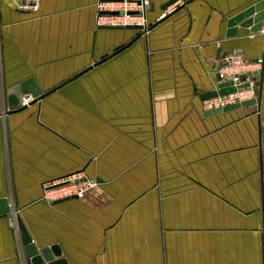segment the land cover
Returning a JSON list of instances; mask_svg holds the SVG:
<instances>
[{
    "label": "crops",
    "instance_id": "crops-1",
    "mask_svg": "<svg viewBox=\"0 0 264 264\" xmlns=\"http://www.w3.org/2000/svg\"><path fill=\"white\" fill-rule=\"evenodd\" d=\"M97 1L0 0V199L67 264H264V61L256 105L207 115L201 98L220 55H262L258 32L226 36L259 0H152V28L115 54L138 31L97 27ZM28 77L48 92L5 113ZM73 173L98 189L42 202L44 182ZM21 248L0 215V264Z\"/></svg>",
    "mask_w": 264,
    "mask_h": 264
},
{
    "label": "built area",
    "instance_id": "built-area-1",
    "mask_svg": "<svg viewBox=\"0 0 264 264\" xmlns=\"http://www.w3.org/2000/svg\"><path fill=\"white\" fill-rule=\"evenodd\" d=\"M13 1L18 11L35 13L39 10L40 0ZM151 3L152 0H99L95 3V25L97 27L140 26V31H143L150 25L147 12ZM169 12H163L159 18ZM146 33L147 31L144 34ZM258 33L264 36V28L261 27ZM263 59L264 47L262 56L256 59L247 58L239 49L229 50L219 56L215 61L217 83L229 81L234 90L205 100L206 110L255 98ZM98 186L99 182L96 179L88 178L81 173H73L44 182L41 200L52 204L68 198L82 199L98 189Z\"/></svg>",
    "mask_w": 264,
    "mask_h": 264
},
{
    "label": "water",
    "instance_id": "water-1",
    "mask_svg": "<svg viewBox=\"0 0 264 264\" xmlns=\"http://www.w3.org/2000/svg\"><path fill=\"white\" fill-rule=\"evenodd\" d=\"M101 1H112V0H101ZM176 1L178 0H169L165 3L163 7L164 8L169 7L173 5ZM20 12H23V11H20ZM169 13L165 14L163 17H166V15H168ZM263 20H264V0H259L256 3L246 7L245 9L239 11L238 13H236L235 15L227 19L226 36H235L237 34L238 27L248 28L250 32L256 33L261 29L262 25H264ZM152 26L153 25L150 24L147 27V29L143 31H140L141 29L140 26L100 27V28H127V29L138 31L135 37H133L130 41H128L125 45H123V47H121L120 49H117L116 51H114V53H112V54H115L119 50L131 45L136 39H138L146 31L148 32L152 28ZM99 62L101 61L96 62L95 65L98 64ZM79 75L80 73H77L76 75L69 78L67 81L60 83L54 88H57L61 86L62 84L75 79ZM243 78L244 77H241V79ZM217 80H218V77H217ZM230 84L231 82L229 81L216 83V88L203 93L201 95V98L207 100L212 97H215L216 95H223L228 92H231L234 90V88L230 86ZM47 92H43L40 89V87L37 85L33 77H28L20 81L18 84L12 86L11 88L7 89L6 91V108L7 109L5 113H10V112L20 110L24 108L22 105V102L24 99L27 100L28 98H31V103H33L41 99ZM258 99L259 97H255L253 99H248L240 103H234L232 105L225 106L222 108H214L211 110H206V114L210 115L213 113H220L222 111L239 108L241 106L256 105L258 103ZM64 200L66 199H63L60 201H64ZM60 201H56L53 203H57ZM42 202L46 203L44 200H42ZM15 208H16L15 206H11V203L9 202L7 198L0 199V215H6L9 220L10 227L12 228L16 227L17 230L19 231L20 242L22 245L21 264H67L68 263L67 259L64 257L58 245L52 244L48 246H42L40 248L37 247V245L33 242L31 236L29 235L22 220L13 214V211H15Z\"/></svg>",
    "mask_w": 264,
    "mask_h": 264
}]
</instances>
